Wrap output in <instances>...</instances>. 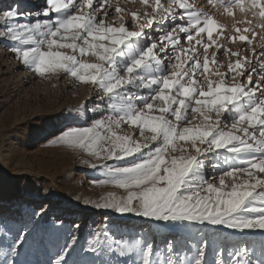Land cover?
<instances>
[{
  "label": "snow or ice",
  "instance_id": "obj_1",
  "mask_svg": "<svg viewBox=\"0 0 264 264\" xmlns=\"http://www.w3.org/2000/svg\"><path fill=\"white\" fill-rule=\"evenodd\" d=\"M144 3L143 19L134 13L130 24L119 7L110 16L103 0L95 6L94 0H43L34 11H21L18 3L0 6V38L38 77L62 71L100 90L98 99L111 113L90 126L66 129L57 139L98 160L136 156L109 170L119 186L143 189L133 199L142 202L146 216L165 226L207 224L264 237V60L259 70L249 62L247 75L241 59L227 65L231 77L219 71L223 65L210 73L216 53L209 57V49L223 46L213 40L216 20L186 15L185 0ZM234 8L258 10L253 19L264 20V0H252L247 8L238 0L225 11L232 16ZM197 74L203 80L194 86ZM229 155L233 163L225 171L206 174L219 165L205 161ZM190 247L196 256L182 254L187 264H207L205 240ZM212 264H264V242L258 248L217 247Z\"/></svg>",
  "mask_w": 264,
  "mask_h": 264
},
{
  "label": "rangeland",
  "instance_id": "obj_2",
  "mask_svg": "<svg viewBox=\"0 0 264 264\" xmlns=\"http://www.w3.org/2000/svg\"><path fill=\"white\" fill-rule=\"evenodd\" d=\"M185 2L186 15L193 13L202 21L210 17L217 22L213 40L223 46L219 51L215 46L209 49V57L216 53L210 73L223 65L219 71L231 77L227 65L237 59L245 61V75L251 71L249 62L259 70V61L264 60L259 55L264 52V28L259 25L264 20L258 15L253 19V11L258 10L234 8L231 16L225 8L235 7L238 0ZM251 2L244 0L246 8ZM17 3L21 11H34L43 0L38 5L37 0H0L5 8ZM103 3L110 16L119 7L127 24L134 13L143 19L147 6L144 0ZM240 35L248 39L241 41ZM180 36V43L187 48L185 34ZM202 36L207 42V34ZM10 49V42L0 38V264H187L182 254L194 258L196 250L190 242L198 245L201 239L206 242L207 264H212L217 247L227 250L248 243L258 248L264 242L259 232L239 235L217 230V226L176 222L165 226L146 216L142 202L133 199L143 189L119 186L109 170L127 166L136 156L122 161L98 160L86 149L57 139L66 129L90 126L96 118L111 113L98 99L100 90L62 71L38 77L22 66ZM196 49L202 52L203 46ZM226 50L237 55H226ZM257 78L253 75L254 82ZM202 80L197 74L194 86ZM82 114L88 116L86 123L80 122ZM98 131L104 134L103 129ZM224 158L229 160L225 168L208 167L206 174L225 171L233 162L230 155ZM221 159L206 162L220 166ZM259 204L256 199L254 206ZM204 229L211 234L201 235Z\"/></svg>",
  "mask_w": 264,
  "mask_h": 264
},
{
  "label": "bare ground",
  "instance_id": "obj_3",
  "mask_svg": "<svg viewBox=\"0 0 264 264\" xmlns=\"http://www.w3.org/2000/svg\"><path fill=\"white\" fill-rule=\"evenodd\" d=\"M35 1L36 0H33V3H35ZM42 2V0H37V3H36V5H38L39 3H41ZM36 5H34V6H32V8L31 9H35V6ZM88 121V116H87V114H82V115H80V122L81 123H86ZM224 161H225V158L224 157H222V159L220 160V169L221 168H225L226 166H227V164H225L224 163ZM205 164L207 165V162L205 161ZM207 169V168H206ZM137 234V233H136ZM208 234H211V231L210 230H207V229H204V230H202V234L201 235H208ZM237 239V238H236Z\"/></svg>",
  "mask_w": 264,
  "mask_h": 264
}]
</instances>
